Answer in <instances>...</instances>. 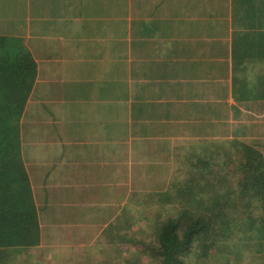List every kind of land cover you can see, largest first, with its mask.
Listing matches in <instances>:
<instances>
[{"label":"rangeland","instance_id":"rangeland-1","mask_svg":"<svg viewBox=\"0 0 264 264\" xmlns=\"http://www.w3.org/2000/svg\"><path fill=\"white\" fill-rule=\"evenodd\" d=\"M2 1L4 6H0V16L5 12L24 21L20 29L9 32L10 36L37 39L32 46V54L37 61L38 76L25 107V129L34 132L64 127L62 120L71 106L70 117L72 120L79 118L81 123L76 124L80 128H97L102 131L97 139L103 137L104 144L106 141L114 143L113 216L116 229H113L114 238L107 235L109 230L103 231L107 238H99L98 233L90 228L64 231L57 222L49 220L50 225L44 227L43 240L35 246V252L1 248V256L14 259L13 264H116L119 257L147 264L145 252H139L136 242L146 246L145 243L153 241V228L149 225L153 219L164 220L191 205L180 195V188L189 175L200 181L199 173L204 171L209 191L217 188L222 192L230 185L239 187L244 176L240 164L246 159L233 149V144L239 141L257 150L260 136L255 134L256 126L264 123V117L257 111L247 112V108H242L240 114L227 120L229 124L210 129L207 120L192 118L190 111L200 103L192 102L190 97L178 101L185 103L188 100L186 110L166 117L165 109L157 102L161 97H145L144 93L146 89L158 92L157 89L162 90L163 87L147 88L133 82L126 69L127 44L124 50H119L117 44L120 43L114 42L116 34L128 38L129 15L118 8L125 2L127 10L128 0H107V4H102L99 9L90 2L98 0H0V4ZM80 3L83 9L79 11ZM254 14L264 18V8H255ZM139 25V32L144 34L142 22L136 24ZM203 34L201 38L205 42ZM45 45L49 46V51ZM72 64L78 71L69 72ZM117 70L121 74L114 76ZM160 75L161 72L152 76L150 84L159 81ZM69 81L72 83L70 87L67 85ZM74 82H81V85H74ZM115 82L123 86H117ZM197 88L204 89L198 84ZM212 89L214 91L211 85V92ZM176 90L167 91V95L194 93L195 88L180 90L177 86ZM57 99L60 102H55ZM254 108L261 110L256 104ZM95 110L97 126L85 122V119H92L90 114ZM153 114L159 119L151 124ZM51 118L55 122L49 124L47 119ZM68 121L67 118L69 125ZM192 169L193 173L190 172ZM204 181L202 179L200 186L206 188ZM108 190L112 193V188ZM104 194L108 197L107 192ZM237 195L234 202L238 201ZM245 200L240 204L246 205ZM196 205L194 199L192 207L196 209ZM99 224L106 226L104 221ZM122 235L133 241L123 242Z\"/></svg>","mask_w":264,"mask_h":264},{"label":"crops","instance_id":"crops-1","mask_svg":"<svg viewBox=\"0 0 264 264\" xmlns=\"http://www.w3.org/2000/svg\"><path fill=\"white\" fill-rule=\"evenodd\" d=\"M140 4L144 11L138 12L135 6ZM257 7L263 9L264 0H128V75L144 87H163L158 88V92L146 89L144 93L145 97H161L157 102L162 104L166 117L189 107L188 100L178 102L183 97H190L196 103L208 102L211 106L210 110L204 109V117H198V110L193 107L190 112L194 120L210 122L219 118L217 120L228 123L227 120L233 119L237 111L242 112V108H247V112L257 111L264 117V18L254 14ZM139 22L148 25L157 22L159 29L147 35L138 34L136 24ZM202 32L205 42H202ZM138 39L143 46L135 52ZM71 71L78 68L72 64ZM159 72L160 80L150 84L151 77ZM236 76L239 81L234 83ZM197 84L204 89H198ZM67 85L70 87L72 83L69 81ZM211 85L214 91L223 88V92L215 94L213 89L211 92ZM177 86L180 90L191 87L197 91L167 95V91L176 90ZM247 86L256 90L243 93L241 88ZM255 104L261 110L253 109ZM26 110L21 122V151L42 230L40 242L44 227L50 225L49 220L57 222L64 231L86 230L87 227L98 233L99 238H107L103 231L114 225V143L106 141L104 144L103 137L97 139L102 134L97 128H80L76 124L81 123L79 118L70 117L71 106L62 120L64 127L34 132L25 129ZM216 111L225 114L216 116ZM96 114L97 110L91 112L92 119L85 122L97 126ZM154 116L150 118L151 124L159 119ZM47 121L55 122L52 118ZM256 127L255 134L260 136L256 147L264 160V123ZM95 134L96 137H92ZM103 221L104 227L99 224ZM108 236L114 238V235Z\"/></svg>","mask_w":264,"mask_h":264},{"label":"trees","instance_id":"trees-1","mask_svg":"<svg viewBox=\"0 0 264 264\" xmlns=\"http://www.w3.org/2000/svg\"><path fill=\"white\" fill-rule=\"evenodd\" d=\"M90 2L98 9L102 4H107V0ZM0 6H4L3 1ZM125 6L124 2L118 8L129 15L128 2L127 10ZM135 7L138 12L144 11L141 4ZM81 8L83 9L82 3L78 7L79 11ZM36 9L39 10L40 7ZM242 9L247 11L245 7ZM79 11H75L76 15ZM1 13H4L0 16L4 19L0 18V249L15 248L18 252L26 249L27 253H31L36 251L35 246L40 243L41 227L23 162L20 123L38 76L37 61L32 54V46L37 39L10 36L9 32L21 28L23 18L17 19L16 15L13 17L9 13ZM142 25V31L146 35L159 29L157 22ZM140 29L139 25L136 31L139 32ZM115 40L120 43L117 44L119 50H124L127 44L128 56V38L118 37L116 34L114 42ZM136 45L135 52H139L143 46L142 40H136ZM48 47L45 45V48ZM120 74L117 70L114 76ZM237 76L234 83L239 81ZM116 84L123 86L118 82ZM241 89L243 93L256 90L248 86ZM220 92H223L222 89L215 90V94ZM207 103L193 106L198 110V117H204V109H210ZM224 114V111L215 112L216 116L223 117ZM236 114L240 112L237 111ZM217 119L219 118L207 121V126L216 130L224 124ZM233 149L246 159L240 164L244 176L239 187L233 188L230 185L222 192L217 188L209 191V183L203 177L204 171L199 173L200 181L188 174L189 178L180 188V195L185 201L191 202L190 208L185 207L164 220L153 219L149 222L153 228V241L145 243L146 246L136 242L139 252H145L147 264H264V160L258 150L239 141L233 144ZM231 150L232 148L228 152ZM252 154L255 156L251 157ZM190 172L193 173L194 169ZM202 179L205 180L203 183H206V188L200 186ZM237 193L238 201L234 202ZM194 199L196 209L192 207ZM243 200L246 201L244 206L240 204ZM113 227L116 229L114 225L107 226L104 232L109 230L107 234L114 235ZM121 239L126 243L133 241L124 235ZM0 262L13 264L14 259H6V256L0 255ZM138 262L119 257L116 264H139Z\"/></svg>","mask_w":264,"mask_h":264}]
</instances>
